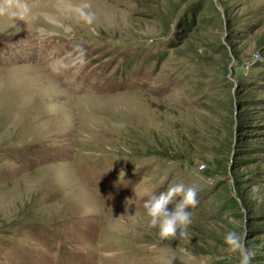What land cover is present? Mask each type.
<instances>
[{
  "label": "rangeland",
  "instance_id": "374dc122",
  "mask_svg": "<svg viewBox=\"0 0 264 264\" xmlns=\"http://www.w3.org/2000/svg\"><path fill=\"white\" fill-rule=\"evenodd\" d=\"M228 231L264 264V0H0V264H239Z\"/></svg>",
  "mask_w": 264,
  "mask_h": 264
},
{
  "label": "clouds",
  "instance_id": "9594fccd",
  "mask_svg": "<svg viewBox=\"0 0 264 264\" xmlns=\"http://www.w3.org/2000/svg\"><path fill=\"white\" fill-rule=\"evenodd\" d=\"M196 196L197 189L182 182L174 183L159 193H150L142 205L148 217V227L157 230L160 240L177 238L178 230L179 236L185 235V230L192 223L188 209L197 205ZM169 204H174L171 210L167 207ZM223 240L229 253L239 254V264H250L251 254L246 250L245 234L228 231Z\"/></svg>",
  "mask_w": 264,
  "mask_h": 264
},
{
  "label": "bare ground",
  "instance_id": "6f19581e",
  "mask_svg": "<svg viewBox=\"0 0 264 264\" xmlns=\"http://www.w3.org/2000/svg\"><path fill=\"white\" fill-rule=\"evenodd\" d=\"M15 1H16V0H15ZM17 1H20V2H21V1H23V0H17ZM1 2H2V1H1ZM9 18H10V17H9ZM49 18H52V19H53L54 16H50ZM6 20H7V18H6ZM23 23H24V22H23ZM50 82H51V83H55V84H57V83H56L54 80H52V79H50ZM38 87H39V86H38ZM45 88H46V87H45Z\"/></svg>",
  "mask_w": 264,
  "mask_h": 264
}]
</instances>
